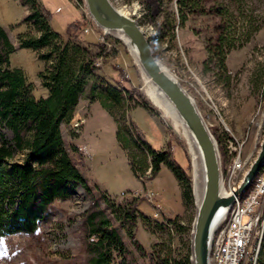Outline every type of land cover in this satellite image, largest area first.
I'll return each mask as SVG.
<instances>
[{"label": "rangeland", "instance_id": "1", "mask_svg": "<svg viewBox=\"0 0 264 264\" xmlns=\"http://www.w3.org/2000/svg\"><path fill=\"white\" fill-rule=\"evenodd\" d=\"M110 2L137 22L158 61L195 99L217 141L219 153L220 144L226 152V158L221 156L225 175L229 169V141L236 147L244 142L243 157L249 161L240 178L242 183L264 139V0H203L205 13L188 12L184 24L178 0ZM35 3L49 12L50 26L60 34L58 44L62 48L73 46L69 43L71 35L79 37L94 52L105 46V52L95 63L93 80L103 78L104 83L115 86L114 80H118L133 96L127 100L123 95L121 105L107 108L98 97H91L92 84L87 87L73 121L61 125L73 161L89 183L98 187L100 194L106 193L117 204L135 202L137 222L133 232L147 254L156 252L163 258H173L178 249L188 252L196 214L195 175L193 153L181 122L151 100L150 81L131 49L115 33L106 32L94 22L86 0H35ZM30 13L31 4L26 0H0V25L17 49L10 55L11 66L24 70L34 85V96L40 99L48 91L42 86L39 73L49 63L38 55L45 54L47 49L39 52L21 49L18 42L20 34L38 36L40 33L32 22H23ZM220 36L226 37L224 73L209 48H214ZM70 52L72 59L74 53ZM101 83L98 86L102 87ZM122 120L127 125L136 123L155 150H171L170 161L174 158L191 177L193 205L184 204L182 188L167 164L162 163L152 177L151 167L138 175L134 173L128 152L117 138L118 122ZM0 133L6 139L12 138L4 128ZM134 151L138 154L139 150L134 148ZM22 158L17 154L14 161L20 162ZM92 203L81 187L67 198L56 199L48 207L49 218L37 232L0 238V264H91L84 219ZM101 206L106 207L102 201ZM106 211L112 223L119 227L133 264H151L129 239V225L122 224L112 210ZM176 217L191 229L181 235L173 232Z\"/></svg>", "mask_w": 264, "mask_h": 264}, {"label": "trees", "instance_id": "2", "mask_svg": "<svg viewBox=\"0 0 264 264\" xmlns=\"http://www.w3.org/2000/svg\"><path fill=\"white\" fill-rule=\"evenodd\" d=\"M26 1L31 4V13L23 22H32L40 33L38 36L20 34L19 48L35 52L47 49L38 57L49 63L39 73L48 95L36 99L34 85L28 81L24 70L12 68L10 55L17 49L0 25V129L4 128L12 135L11 139H6L0 133V238L37 232L49 218L48 207L56 199L67 198L81 187L93 200L84 219L87 250L92 253L91 264H115L117 261L119 264H133L120 229L112 223L106 210H112L122 224L129 225V239L141 256L150 259L151 264H192L191 249L186 253L183 248L178 249L173 258H163L156 252L147 254L133 232L137 222L135 202L117 204L106 193L100 194L98 187L89 183L73 161L61 125L73 121L76 107L87 87L92 84L91 97H98L107 108L121 105L123 95L127 100L133 99V96L118 80H114L116 86L104 83L103 78L93 80L97 69L95 63L105 52V46L94 52L83 45L79 37L71 35L69 43L73 46L62 48L58 44L60 34L50 26L49 12L43 6H37L35 0ZM178 1L183 24L188 12L205 13L201 5L203 0ZM225 42L226 37L220 36L212 44L214 48L209 47L213 50L210 55L217 56L222 73L226 68ZM70 50L74 53L72 59ZM99 83L102 87L98 86ZM124 120L118 122L117 138L128 152L134 173L138 175L151 167L152 177L159 172L162 163L167 164L182 188L184 204L193 205L191 177L174 158L173 162L170 161L171 150H155L136 123L127 125ZM218 142L221 143L220 138ZM134 148L139 150L138 154ZM220 153L226 158L221 144ZM17 154L23 156L22 161H14ZM101 201L105 203V208H102ZM188 228L191 229L181 223L180 217L173 219V232L176 234L181 235ZM258 257L259 263L264 264V236Z\"/></svg>", "mask_w": 264, "mask_h": 264}, {"label": "water", "instance_id": "3", "mask_svg": "<svg viewBox=\"0 0 264 264\" xmlns=\"http://www.w3.org/2000/svg\"><path fill=\"white\" fill-rule=\"evenodd\" d=\"M94 22L106 32L121 33L128 38L136 61L150 82L164 94L179 117L188 137V146L197 160L202 192L196 198V214L191 233L192 264H210V250L216 228L232 207L235 196L242 195L264 166V139L258 156L246 172L239 189L222 192V163L218 144L195 99L176 76L155 57L149 40L136 21L117 10L110 0H86Z\"/></svg>", "mask_w": 264, "mask_h": 264}, {"label": "built area", "instance_id": "4", "mask_svg": "<svg viewBox=\"0 0 264 264\" xmlns=\"http://www.w3.org/2000/svg\"><path fill=\"white\" fill-rule=\"evenodd\" d=\"M225 130L230 132L226 126ZM229 143V160L227 161L229 169H227L228 174L222 173V191L224 194H235L241 181H233V174L242 176L249 159L243 157L244 142L237 147L233 141H229ZM263 201L264 177L262 183L258 184V189H255V196L251 197L247 206L243 207V211H240L236 224H231L230 229L223 230L222 236H219L220 264H248V259H255V264H260L259 257L254 254V233H256L257 225L260 222V208Z\"/></svg>", "mask_w": 264, "mask_h": 264}, {"label": "bare ground", "instance_id": "5", "mask_svg": "<svg viewBox=\"0 0 264 264\" xmlns=\"http://www.w3.org/2000/svg\"><path fill=\"white\" fill-rule=\"evenodd\" d=\"M120 12L126 16V13L123 10H120ZM114 33L116 36L124 40L126 44L129 42L128 38L124 36L123 34L117 33V32H114ZM132 54L134 55L133 51H132ZM147 79L149 82L150 80L148 77ZM148 96L151 98L152 101H154V103H156V105L164 108L168 114H170L172 117L179 120L178 115L174 111L173 107L169 104L164 94L160 92L151 82H150V87L148 90ZM192 153L194 152L192 151ZM193 163H194V175H195V180H194L195 196L197 199H200L201 192H202V182L200 178L198 163H197V160L194 159V156H193ZM263 177H264V171L259 172L258 175L254 178V181L252 183V186H251L252 190L250 189L249 191L248 190L245 191L243 195L235 196V201L232 207L230 208L228 213L223 217V219L221 220L220 224L218 225L214 233L212 244H211V250H210V264H220L219 236H222L223 230H229L230 225L236 224V220H239L240 211H243V207H246L247 202H250L251 197L255 196V189H258V184L262 183ZM240 178H241V174H233V181H241ZM263 236H264V201L260 208V222L257 225L256 233H254V254H257V257L259 256ZM248 264H255V259H248Z\"/></svg>", "mask_w": 264, "mask_h": 264}]
</instances>
